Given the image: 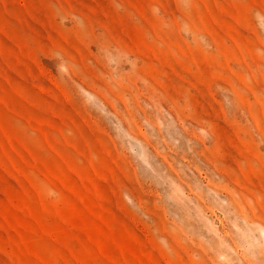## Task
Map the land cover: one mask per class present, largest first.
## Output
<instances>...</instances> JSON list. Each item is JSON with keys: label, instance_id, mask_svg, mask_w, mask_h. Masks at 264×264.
Instances as JSON below:
<instances>
[{"label": "rangeland", "instance_id": "1", "mask_svg": "<svg viewBox=\"0 0 264 264\" xmlns=\"http://www.w3.org/2000/svg\"><path fill=\"white\" fill-rule=\"evenodd\" d=\"M0 264H264V0H0Z\"/></svg>", "mask_w": 264, "mask_h": 264}, {"label": "bare ground", "instance_id": "2", "mask_svg": "<svg viewBox=\"0 0 264 264\" xmlns=\"http://www.w3.org/2000/svg\"><path fill=\"white\" fill-rule=\"evenodd\" d=\"M248 258H249V257H248ZM245 259H246V258H245ZM253 259H255V258L253 257ZM251 260H252V259H251ZM251 260H250V261H251ZM255 260H256V259H255ZM255 260H253V261H255ZM248 262H249V261H248ZM255 262H256V261H255ZM251 263H252V262H251Z\"/></svg>", "mask_w": 264, "mask_h": 264}]
</instances>
